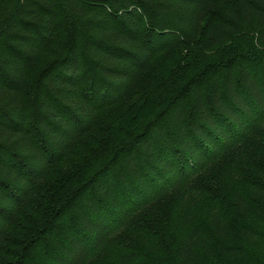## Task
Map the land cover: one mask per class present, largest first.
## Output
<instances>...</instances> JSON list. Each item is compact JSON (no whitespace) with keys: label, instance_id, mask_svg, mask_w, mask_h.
<instances>
[{"label":"trees","instance_id":"1","mask_svg":"<svg viewBox=\"0 0 264 264\" xmlns=\"http://www.w3.org/2000/svg\"><path fill=\"white\" fill-rule=\"evenodd\" d=\"M235 25L252 34L232 40ZM111 107L94 136L95 113ZM263 122L264 0H0V240L13 220L27 225L14 264H86L183 186L172 264H264V162L246 188L232 184L246 166L210 172L251 153ZM115 261L169 264L135 250Z\"/></svg>","mask_w":264,"mask_h":264},{"label":"rangeland","instance_id":"2","mask_svg":"<svg viewBox=\"0 0 264 264\" xmlns=\"http://www.w3.org/2000/svg\"><path fill=\"white\" fill-rule=\"evenodd\" d=\"M66 28V20L64 21V19L60 17L58 22V33L56 36L57 41L62 40L66 36ZM250 30L251 28L249 29V27L235 25L234 36H231V39L235 40V37L241 36L238 39L243 40L246 36L252 34ZM182 51L186 52V48H183ZM175 54V52H169L155 57L147 67L148 72L145 71L139 75L136 74L133 77L135 78V81L132 82V88H135L139 84L146 88L150 83L148 75L152 76L160 74L161 70L165 68L164 66L174 59ZM43 60L44 58H40L37 62H34L29 66L27 73L28 82L32 81L33 78L37 76V73L43 67ZM144 73L146 74V77L140 79ZM136 81H138L139 84H136ZM118 110H121L120 107H111L108 108L106 112L99 111L95 113V117L91 120L93 125L91 134L100 137L101 132L97 130L96 127L103 125V123L110 122L111 116L119 113ZM254 139L256 145L251 153L235 150L231 154V160H228L231 162L221 167H216L210 172L216 178L221 179V176L232 171L231 168L235 163L243 167L246 166V175L244 177L239 176L240 174L238 170H240V168H237L238 170L236 169L234 172L235 175L232 176L233 185L237 182L236 184L246 188L251 179L259 172L260 169H258V165L264 162V122L258 127ZM85 140L84 143H88L89 138H86ZM73 148H76V151L71 157V161L75 163L76 159L82 154V148L84 149V145L79 143L76 147V144H74ZM227 178L228 177H225V179ZM225 184H229V182L224 181L223 185ZM187 190H190V186H183L174 189L160 198L156 204L134 216L127 223L125 228L116 233L104 246L100 247L86 264H116L115 254L119 250L141 251L163 259L169 264L174 263V246L178 234L177 229H175L173 225V216L177 202L176 198ZM197 218L200 221V213L197 215ZM20 224L27 226L24 222L13 220L10 225H8L5 232V241L3 242L0 240V264H14L16 262L13 253L20 252L22 249V246L19 247L15 245V243L19 241L18 238L21 237L18 233H22L23 231L22 229H18ZM48 244V240L45 242L40 241L38 249L33 256L36 259H39L40 253L44 251ZM21 264H30V261L22 258Z\"/></svg>","mask_w":264,"mask_h":264}]
</instances>
